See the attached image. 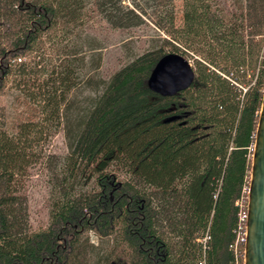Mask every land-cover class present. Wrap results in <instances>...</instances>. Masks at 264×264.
Here are the masks:
<instances>
[{
	"label": "trees",
	"instance_id": "obj_1",
	"mask_svg": "<svg viewBox=\"0 0 264 264\" xmlns=\"http://www.w3.org/2000/svg\"><path fill=\"white\" fill-rule=\"evenodd\" d=\"M128 1L0 0V97L14 91L26 111L0 104V264H235V201L264 91V0H182L178 21L173 0ZM93 15L165 36L154 31L102 77ZM164 46L194 73L166 96L147 82ZM59 128L66 152L45 153ZM37 163L48 220L32 230L23 186Z\"/></svg>",
	"mask_w": 264,
	"mask_h": 264
},
{
	"label": "rangeland",
	"instance_id": "obj_2",
	"mask_svg": "<svg viewBox=\"0 0 264 264\" xmlns=\"http://www.w3.org/2000/svg\"><path fill=\"white\" fill-rule=\"evenodd\" d=\"M140 5H145V0H137ZM126 4H130L125 0ZM182 0H173V9L175 18L178 21L181 16ZM91 23L89 32L94 35L98 41L102 42L105 47L100 50L101 60L97 68L99 76L108 77L114 72L122 63L128 59L129 51L142 52L148 48L149 38L154 34V31L165 36L161 31L153 26L149 21L145 25L130 29H115L110 27L107 23L97 16H91L89 21ZM128 46V47H127ZM165 51H173L172 48L164 46ZM89 58V53L85 54V59ZM188 62L193 64L191 58H187ZM236 88L244 91L247 85L239 82L238 79L232 80ZM14 91L8 89L1 97L0 104H2L9 114L13 117H23L25 114V106L14 98ZM10 116L11 120H15ZM45 153H54L55 155H62L66 152V143L63 136V131L59 128L53 135H51L43 146ZM253 149V147H252ZM29 176L24 180L23 192L27 197V207L29 214V223L32 230L44 227L48 220V209L46 205L47 196V172L42 163L34 165L29 172ZM88 237L93 244L98 243V236L92 231L88 232Z\"/></svg>",
	"mask_w": 264,
	"mask_h": 264
},
{
	"label": "water",
	"instance_id": "obj_3",
	"mask_svg": "<svg viewBox=\"0 0 264 264\" xmlns=\"http://www.w3.org/2000/svg\"><path fill=\"white\" fill-rule=\"evenodd\" d=\"M193 68L181 54L167 52L154 64L147 82L161 95H172L193 81ZM176 118L170 116L164 121ZM247 221L244 264H264V91L254 135L250 174L247 186Z\"/></svg>",
	"mask_w": 264,
	"mask_h": 264
},
{
	"label": "built area",
	"instance_id": "obj_4",
	"mask_svg": "<svg viewBox=\"0 0 264 264\" xmlns=\"http://www.w3.org/2000/svg\"><path fill=\"white\" fill-rule=\"evenodd\" d=\"M247 188L244 189L246 192L245 197H239L236 199L235 203L239 207V211L237 213V226L234 229L235 237L233 242L230 244V248L233 250V255L235 258V264H244V243H245V233H246V221H247ZM244 198V199H243ZM208 235H204L201 239H199L203 247H205V241ZM197 264H206L205 260L200 259Z\"/></svg>",
	"mask_w": 264,
	"mask_h": 264
}]
</instances>
